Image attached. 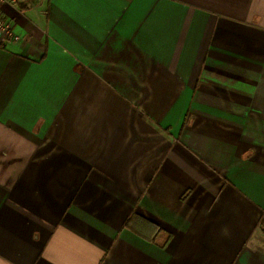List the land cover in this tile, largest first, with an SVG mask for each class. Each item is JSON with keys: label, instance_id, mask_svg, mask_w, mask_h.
<instances>
[{"label": "crops", "instance_id": "1", "mask_svg": "<svg viewBox=\"0 0 264 264\" xmlns=\"http://www.w3.org/2000/svg\"><path fill=\"white\" fill-rule=\"evenodd\" d=\"M21 1L0 264H264V0Z\"/></svg>", "mask_w": 264, "mask_h": 264}, {"label": "built area", "instance_id": "2", "mask_svg": "<svg viewBox=\"0 0 264 264\" xmlns=\"http://www.w3.org/2000/svg\"><path fill=\"white\" fill-rule=\"evenodd\" d=\"M26 2H37L39 0H25ZM22 5L21 0H0V37L5 42H17L21 38L16 34L14 25L6 18V14L2 11L5 6L16 9L17 6ZM21 8V7H20Z\"/></svg>", "mask_w": 264, "mask_h": 264}]
</instances>
